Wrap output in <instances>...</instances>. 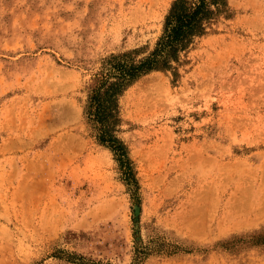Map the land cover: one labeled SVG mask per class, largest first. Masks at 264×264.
Here are the masks:
<instances>
[{
	"label": "rangeland",
	"instance_id": "obj_1",
	"mask_svg": "<svg viewBox=\"0 0 264 264\" xmlns=\"http://www.w3.org/2000/svg\"><path fill=\"white\" fill-rule=\"evenodd\" d=\"M226 1L121 99L136 184L84 105L174 0H0V264H264V0Z\"/></svg>",
	"mask_w": 264,
	"mask_h": 264
},
{
	"label": "trees",
	"instance_id": "obj_2",
	"mask_svg": "<svg viewBox=\"0 0 264 264\" xmlns=\"http://www.w3.org/2000/svg\"><path fill=\"white\" fill-rule=\"evenodd\" d=\"M226 4V0H174L163 33L151 52L145 56H140L138 50L112 54L91 80L84 105L86 123L97 142L113 153L128 181L137 184L129 147L119 137L123 95L141 77L174 69L182 54L207 33Z\"/></svg>",
	"mask_w": 264,
	"mask_h": 264
},
{
	"label": "bare ground",
	"instance_id": "obj_3",
	"mask_svg": "<svg viewBox=\"0 0 264 264\" xmlns=\"http://www.w3.org/2000/svg\"><path fill=\"white\" fill-rule=\"evenodd\" d=\"M235 165V164H234ZM34 168V167H33ZM29 170V169H28ZM28 176V175H27ZM29 177V176H28ZM23 178V177H22ZM263 180V179H262ZM224 183V182H223ZM213 184V183H212ZM222 187V186H221ZM246 194V193H245ZM210 198V197H209ZM251 198V197H250ZM230 199V198H229ZM256 199V198H255ZM232 201V200H231ZM250 201V200H249ZM255 201V200H254ZM36 202V201H35ZM261 202V201H260ZM227 203H232V202H228L227 201ZM242 207V206H241ZM261 208H262V206H261ZM240 213V212H239ZM243 215V214H242ZM208 216V215H207ZM205 218H207V217H205ZM204 218V219H205ZM228 218H229V216H228ZM235 218V217H234ZM237 218V217H236ZM255 218V217H254ZM223 219V218H222ZM230 220V219H229ZM233 220V219H232ZM232 220H230V221H232ZM221 221V220H220ZM227 221H228V219H227ZM219 222V221H218ZM226 231V230H225Z\"/></svg>",
	"mask_w": 264,
	"mask_h": 264
}]
</instances>
